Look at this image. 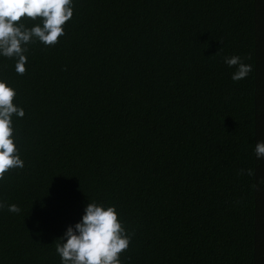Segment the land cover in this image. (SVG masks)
I'll list each match as a JSON object with an SVG mask.
<instances>
[{
	"label": "trees",
	"instance_id": "16d2710c",
	"mask_svg": "<svg viewBox=\"0 0 264 264\" xmlns=\"http://www.w3.org/2000/svg\"><path fill=\"white\" fill-rule=\"evenodd\" d=\"M71 7L55 45H26L23 75L0 55L25 112L24 167L0 180L20 208H0V264H62L57 239L88 203L115 208L120 264H264V0ZM234 55L252 66L239 81Z\"/></svg>",
	"mask_w": 264,
	"mask_h": 264
},
{
	"label": "clouds",
	"instance_id": "9594fccd",
	"mask_svg": "<svg viewBox=\"0 0 264 264\" xmlns=\"http://www.w3.org/2000/svg\"><path fill=\"white\" fill-rule=\"evenodd\" d=\"M71 4L72 0H0V55L17 58L18 74L26 71L27 44L39 40L45 46H53L64 35L63 25L73 16ZM25 16L32 20L42 18L43 25L26 28L20 23ZM224 62L237 69L233 81L246 78L252 71V66L243 63L239 56L226 57ZM15 96L16 91L0 80V180L10 169L24 167L13 140L12 116L22 118L25 112L13 103ZM255 155L264 158V142H257ZM247 174L252 175L253 170L248 169ZM5 207L10 212H20L18 205L0 202V208ZM57 241L56 252L62 264H120L119 256L128 248L130 237L114 207L88 203L82 220L69 226Z\"/></svg>",
	"mask_w": 264,
	"mask_h": 264
}]
</instances>
